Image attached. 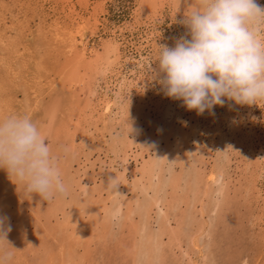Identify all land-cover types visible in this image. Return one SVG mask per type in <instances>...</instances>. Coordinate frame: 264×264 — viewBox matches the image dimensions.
I'll return each instance as SVG.
<instances>
[{"label": "rangeland", "instance_id": "1", "mask_svg": "<svg viewBox=\"0 0 264 264\" xmlns=\"http://www.w3.org/2000/svg\"><path fill=\"white\" fill-rule=\"evenodd\" d=\"M135 1L107 0L105 3L106 15L104 14L107 21L104 24L106 26L115 24L121 27L124 21L130 22L129 18L135 9ZM163 2L165 3L161 2L160 4L162 9L157 11L155 21L153 20L154 23L159 24L157 27L160 26L163 34L165 32L167 35L164 34V41L156 45L157 56L161 51L159 46L168 45L171 47L175 44V40L167 34L171 25H176L180 31L186 28L179 22L187 9L185 0H164ZM51 4L53 3L47 2L41 7L38 0H0V16L3 14L5 18V21L0 24V39L7 38V40L13 41L18 37V33L14 35V32L3 37V32L5 29L8 30V27L1 28L8 26L14 15L20 20L18 25L23 21L27 22L22 39L19 40L18 37L17 41L19 40L22 46L36 54L35 62L25 58L14 60L13 58L16 56L11 55V48H5L4 44L0 45V119L9 115L27 114L42 129L50 121L53 129L52 134H54L53 132L58 128L61 130L68 128L66 124L67 115L70 112L68 108L70 100L69 98L64 99L67 95L64 77L69 70L67 57L63 54V50L52 47L50 37L46 38L44 31L39 33V30H36V27L39 26L38 17L44 20V15L48 14L49 22L54 19L57 10H53L54 5L51 8ZM104 16L101 21L104 20ZM24 25L26 23L22 24V26ZM89 30L87 29L86 36H89ZM101 36L104 37V32L100 26L96 30V42ZM34 64H39L40 78H38ZM34 93L36 96L40 94V97L37 96V104H35ZM25 101L28 102V108H25ZM234 103V101H226L224 107L216 106L214 116L210 115L207 110L202 115H197L195 110L186 109L185 112V108L180 109L185 123L184 131L176 137L169 136L170 146L174 152L172 151L173 155H170V159L166 162V166H163L162 171L163 178L167 183L170 182L169 179L178 181L177 186L171 185V189L168 186L164 188L165 192L162 196L164 199L162 201L166 203L170 196L168 190L173 191L170 194L177 200L175 205L177 213L171 211L169 215L171 225L174 227L178 225V227H175L174 234L168 230L169 232L165 231L159 240L152 241L151 245L156 248L153 249L155 252L151 248V251H148L149 254L146 252V255L142 253L143 249L141 251L134 250L132 244L138 243L141 248V241L148 240L150 242L152 240L154 232L160 227L159 205L157 209H151L150 219L148 218L149 221L146 222L144 212L141 210L144 208L136 209L132 203L130 204L133 212L132 220L139 230L136 229L134 232L123 221L125 211L121 212V209L125 210L129 207H120L119 212L116 209V198H119L121 202L124 201V198L131 199L132 195L127 192H123L121 195L111 189L101 191L100 188L102 186L100 182L106 178L109 168L117 169L120 164L114 154H106L105 146L109 137H122L121 124L113 127L114 134L112 133L111 136L107 134L104 139L99 141H97L94 130L91 131L94 137L87 133L86 139L89 141L93 139L94 146L81 144L82 138L79 136L73 146L71 134L68 135L66 130H64L66 136L65 133L60 134V137L47 136L53 155L59 161L64 180L69 188V194L65 198L47 202L33 194L32 199L29 200L23 195V186L11 179L6 170L0 169V215L8 217V222L12 226V231L8 232L6 236L10 245L4 242L0 245V250L12 253L9 264H264V175L260 172L261 157L259 155L260 149L264 148V104H253L252 107L238 105L237 107ZM226 104L229 108L226 107ZM4 106L9 109L6 108L5 111ZM227 110L231 112L228 114ZM191 115H194L195 118H192ZM231 115L234 116L231 117ZM138 117L140 118L137 119L138 126L133 125L129 134L130 138L136 141L141 138L143 147L147 149L144 155H152L153 147H155L154 142H156L153 138L157 139L161 135V132L160 134L158 132L161 122L154 113L148 111ZM239 117L241 120L239 119L238 122H241L243 127L239 123H235ZM99 126L101 127V125ZM178 127L182 128L181 125ZM240 128H244V130ZM71 130L70 127V133ZM246 132L248 133L246 134ZM242 133L244 137L241 135ZM145 134L146 136L142 138ZM161 143L164 147V142ZM223 146L224 148H222ZM213 147L215 148L213 149ZM168 162H172V165ZM212 170L218 172L219 181L216 184H211L207 180V176ZM86 184L93 190L84 196L83 188ZM174 188H178L179 191ZM174 191L177 194L180 192V194L176 195ZM143 194L146 195L148 201H150L149 197L153 196V194ZM144 195L142 199L145 198ZM87 203L90 205L89 209ZM163 207L161 208L163 209ZM216 207H218L217 210L214 209ZM92 214L98 215L93 217ZM95 225L98 227L96 226V228ZM202 227L205 228L204 233L200 231ZM147 254L151 256L147 257Z\"/></svg>", "mask_w": 264, "mask_h": 264}, {"label": "bare ground", "instance_id": "2", "mask_svg": "<svg viewBox=\"0 0 264 264\" xmlns=\"http://www.w3.org/2000/svg\"><path fill=\"white\" fill-rule=\"evenodd\" d=\"M39 1L41 4V7L44 5V3L46 4L47 2H49V3H53L51 4V8L54 5L53 10H57V12L54 14V19L51 20V22H49L47 18L48 14L44 15V20H41V17H38L39 26L36 27V30L37 31L39 30L38 31L39 33H43L44 31L46 38L50 37V40H51L50 42H51L52 47L56 48L57 50L59 49L63 50V54L65 55V57H67V61H68L67 66H69V70H68V73L65 75L66 77H64L66 80V85H67V86L64 85L67 89V95H66V98L64 97V99L67 100L69 98L70 100L69 102L70 106L68 107L70 112L68 110L69 115H67V124H66L68 128L66 127L64 130H66V133L68 132V135L71 134L70 135V137H72L71 144H73L74 146V144L77 142L76 138H78L79 136L82 138L81 144L85 143V146L86 145L94 146L93 139L92 141H89L88 139H86L87 133H90V135H92L91 137H94L93 134L91 133V131L94 130L95 131L94 133H96V138L98 139L97 141H99L100 139H104L107 134L111 136L114 131L113 127L121 124V127L123 129L122 137L117 138L115 136V138H110L108 136L109 138H108V141H106V146H105L106 154H114L115 157L119 159L120 164L118 165V168H117L118 170L113 167H110L106 178L104 180H101L100 182L102 186L101 187L99 185L97 186L101 188V191H105V189L106 190L110 189L107 185L108 178L116 177L119 181V185L116 187L115 191H117V193L121 195L123 194V192H127L132 195L131 199L124 198V201H121V202L119 198H116V201H117L116 209H118V212L120 211L119 209L120 207H126V206L129 207V208H125V210L121 209V212L125 211V215H124L125 218L123 221L124 223L126 222V224H128L131 231H134V230L136 231V229L138 228L136 223L132 220L133 212L130 208L131 203L133 207L136 209L141 208V207L144 208L141 210L145 213V214L143 213V215H144L146 222L149 221L148 218L150 219L149 212L151 211V209L152 208L157 209L159 205L158 210L160 211L158 213V217L160 219V222H159L160 227L158 228L157 231L154 232V234L152 233L153 234L152 240H150L151 238L149 239L150 242H148V240L147 241L145 240L146 243L145 241H141L143 244V246L141 244V248L138 243L132 244L133 245L132 248L134 250L137 249V251H141V249H143L142 253H145L144 255H146V252L149 254L148 251H151V248H152V251L156 249L154 246L151 245L152 241H155L156 239L159 240L162 234L168 230H171L172 234H174L176 232L175 227H178V225H175V227L171 225V222H170L171 220H170V215H169V212L171 211L177 213L175 211L176 209L175 205H176L177 200H175L176 199L175 197L174 198L171 197L172 194H170V192H173V191L167 189L168 194L170 195L168 197L169 198L168 202L165 203L163 202L164 199H162L163 193L165 192L163 189L167 188V186L169 187V189H171L172 187L171 185L173 186L176 185L178 181L169 179L170 182L167 183L166 180H164L163 178L162 171H163V166H166L165 165L166 162L170 159V155H173V152H174V150L171 149L169 138L170 137L172 138V136L176 137V135H181L184 131L183 128L185 126L184 125L185 123L183 121L184 119H182L183 113L180 112V109L185 108L183 106V102L180 100H174L172 98L167 97L164 94L162 90V85L158 82V79L154 77L152 72L149 71L150 66L152 68L157 67L158 62H156V59L158 56L156 55V52H155V50L157 49L156 45L158 43L163 42L165 39V36H167L165 32H164L165 34L164 36L163 31L160 28V26L157 27L159 24L158 23L156 24L153 22V20L156 18L155 15L158 13L157 11L162 9L160 7L161 2L162 3H165V2H163L164 0L163 1L162 0H136L135 9L133 10L129 18L130 20L128 19L130 22L124 21L122 25L120 24L121 25L120 27L115 24H113L112 26L105 25L106 24L105 22L107 20L104 14H105V3L107 0H92V1L90 0H49V1L48 0H38V2ZM34 2H37V1H34ZM257 3L261 5L262 7H264V0H257ZM37 5L39 4L37 3ZM0 8H1V5H0ZM103 16H104V20L101 21V18ZM4 21H5V18L3 14H1L0 24H2ZM19 22L20 20H18L13 15L12 21L10 22V24L8 26L1 27V28L8 27V30H9L8 31L7 29L4 28L5 30L3 32V37L5 35H11L14 32V35L18 33L19 38L18 37L17 38L21 40L23 31L25 27L27 26V22L21 21L22 23L18 25ZM23 23H26V25L22 26ZM100 26L103 28L104 37L101 36L98 39V42H96L95 40L96 30L100 28ZM257 28H258V33H257L258 38L264 40V21H259L257 23ZM87 29L88 30L90 29L89 36H86ZM169 30L170 31L167 34L169 35L170 38H173L175 42L177 39H179L181 36H185L187 33L186 28H183V31H180L176 25H171L169 27ZM17 38L13 39V41L7 40V38H3V40L0 39V42H1L0 45L3 46L4 44L5 48H8V49L11 48L10 49L11 55L13 54L16 56V58H13L14 60H19L21 58L23 60L25 58L26 60L28 59V61L35 62L36 54L33 51L31 52L29 48L22 46L21 43H19V40L17 41ZM63 54H61L62 57H63ZM33 66L38 72V78H40L39 75L41 73L38 71L39 64H34ZM53 87H50V88H53ZM34 95L36 96V93H34ZM37 96L40 97V94H37ZM37 96L35 97V104L38 103ZM24 105L26 106L25 108L29 107L27 101L24 102ZM227 105L228 104H226V107H228ZM7 106L9 107V105ZM4 107L6 111V108L8 107L6 106ZM184 110L186 112V108ZM146 111H148L149 113L150 112L154 113L156 115V118L159 119V122H161L160 123L161 127L159 128V131H158L159 134L161 132V135L160 136L158 135L159 137H157V139L153 138L154 140H156V142L153 141L155 144V147H153L154 148L153 150L154 153H152L153 156L151 154H148V156L146 155L147 157L144 155L145 152H147V149L143 147L142 139L140 138V140L138 139L139 141H136L133 138H130V135H129L131 133V129L133 125L138 126L137 119H140L138 116L143 115V113ZM222 111L224 112V110ZM226 112L229 114L231 111L227 110ZM194 115H191L192 118H195L193 117ZM232 116L234 115H231V117ZM239 119L240 117L237 119L235 123L238 124ZM214 120L216 119L214 118ZM254 122H257V121L255 120ZM50 124H51L50 121H48L43 127V130L46 136L52 135L54 137H60L61 136L60 134L65 133L64 130H61L60 128H58L57 130L53 132L54 134H52L53 129ZM228 124L231 125L229 122ZM239 124L241 125V122ZM99 125H101V127ZM178 125H181L182 128L178 127ZM70 127L72 128L71 133H70ZM215 127L217 126L215 125ZM233 129H235L234 126H233ZM241 130H244V128ZM232 132L235 133L234 131ZM248 132H246V134ZM66 133H65V136H66ZM141 133L143 134V132ZM237 133H240V132H237ZM241 135L244 137L243 133ZM145 136L146 134L142 138H144ZM121 138L123 139L121 140ZM161 142H164L165 144L164 147L161 145L162 144ZM160 146L161 148H163V150L159 148ZM123 147L125 148L123 149ZM214 148L215 147H213V149ZM222 148H224V146ZM82 149H83V146H82ZM263 149L264 148L260 149L259 155L261 157V171L260 172L264 175V163H263L264 162V150ZM69 150H72V149L70 148ZM251 153H254V152H251ZM106 157L109 158V156L107 155ZM175 157H176V154H175ZM170 164L172 165V162ZM217 173H218L217 171H213V170L209 172L207 176L208 178L207 180L209 183L211 182V184H216L217 181H219ZM176 176L178 177L177 174ZM177 189L178 188L176 189L174 188V190H177ZM92 190L93 188H91L89 185L87 186L86 184V186L83 188L84 196L88 193H91ZM184 192H187V191H184ZM143 193L153 194V196L149 197L150 201H148V199L146 198V195H144ZM174 193L176 192L174 191ZM179 194L176 193V195H179ZM143 195L145 196L144 198L145 200L142 199ZM88 206H89L88 207L89 209L90 205ZM101 207H102V204L100 205V209ZM161 207H163V209ZM217 208L218 207L214 209L217 210ZM97 209H99V207ZM94 215H98V214H94ZM96 226L97 225H95V227ZM204 230L205 228L203 227L200 229V231H202L203 233H204ZM148 254H147V257H150L151 255L148 256Z\"/></svg>", "mask_w": 264, "mask_h": 264}, {"label": "clouds", "instance_id": "3", "mask_svg": "<svg viewBox=\"0 0 264 264\" xmlns=\"http://www.w3.org/2000/svg\"><path fill=\"white\" fill-rule=\"evenodd\" d=\"M182 19L187 33L174 46L161 45L157 67L149 71L164 94L183 102L189 110L214 115L226 101L236 105L264 104V40L257 23L264 7L257 0H185ZM0 169L23 186V195L42 201L69 194L57 157L44 130L27 114L0 119ZM108 187L115 191L116 177ZM12 231L8 217L0 215V245ZM10 245V244H9ZM12 253L0 250V264H9Z\"/></svg>", "mask_w": 264, "mask_h": 264}]
</instances>
